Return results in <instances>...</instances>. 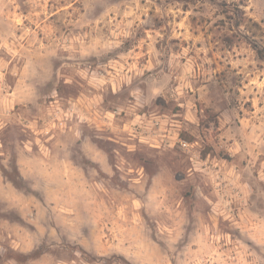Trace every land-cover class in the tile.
Listing matches in <instances>:
<instances>
[{"label": "rangeland", "instance_id": "rangeland-1", "mask_svg": "<svg viewBox=\"0 0 264 264\" xmlns=\"http://www.w3.org/2000/svg\"><path fill=\"white\" fill-rule=\"evenodd\" d=\"M0 264H264V0H0Z\"/></svg>", "mask_w": 264, "mask_h": 264}, {"label": "clouds", "instance_id": "clouds-1", "mask_svg": "<svg viewBox=\"0 0 264 264\" xmlns=\"http://www.w3.org/2000/svg\"><path fill=\"white\" fill-rule=\"evenodd\" d=\"M110 51V47L107 48L106 50L102 51V52H92V53H88L87 55H96L98 58L100 57H106L107 56V52ZM101 63H103V61L101 60ZM133 94L136 96V103L138 104L139 107L141 108H149V110H152V107L154 105V102L156 100L157 96H162L164 95L163 91L158 90V89H153L152 87H148L145 89L144 92H141L139 87H137ZM163 103V102H161ZM146 131L148 130L147 128L145 129ZM169 165V161L167 159L162 158L159 161V166L160 168H167Z\"/></svg>", "mask_w": 264, "mask_h": 264}, {"label": "built area", "instance_id": "built-area-1", "mask_svg": "<svg viewBox=\"0 0 264 264\" xmlns=\"http://www.w3.org/2000/svg\"><path fill=\"white\" fill-rule=\"evenodd\" d=\"M183 145H184V146H187V144H186V143H183Z\"/></svg>", "mask_w": 264, "mask_h": 264}]
</instances>
